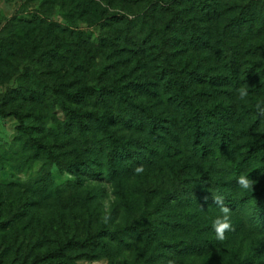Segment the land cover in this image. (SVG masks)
<instances>
[{
	"label": "rangeland",
	"instance_id": "rangeland-1",
	"mask_svg": "<svg viewBox=\"0 0 264 264\" xmlns=\"http://www.w3.org/2000/svg\"><path fill=\"white\" fill-rule=\"evenodd\" d=\"M149 6L150 0H0V264H264V116L256 108L264 105V34L252 40L259 43L255 54L241 49L234 72L200 54L202 71L224 76L192 83L200 104L216 109L212 123L229 130L224 142L210 128L181 131L182 114L164 95L130 90L168 128L180 124L178 133L126 128L117 98L63 97L65 107L55 100L54 88L107 82L99 72L107 52L98 39L118 25L114 14L134 34L143 20L147 33ZM243 85L249 95L240 100ZM88 167L93 176L84 174ZM241 175L257 181L253 192L238 186ZM213 196L231 209L233 230L223 242L212 228L222 215Z\"/></svg>",
	"mask_w": 264,
	"mask_h": 264
},
{
	"label": "trees",
	"instance_id": "trees-1",
	"mask_svg": "<svg viewBox=\"0 0 264 264\" xmlns=\"http://www.w3.org/2000/svg\"><path fill=\"white\" fill-rule=\"evenodd\" d=\"M159 1L160 3L150 0V6L145 11L150 21L147 25L149 30L144 34L141 33L143 20L137 34H134V27L129 25L124 16H112L114 18L111 21L118 25L112 32L105 33L98 39L100 51L107 52L104 53L103 65L99 71L107 82L97 79L94 84L84 85L75 91L54 88L55 100L65 107L63 97L75 100L78 97H84L85 100L92 97L94 100L117 98L116 113H121L118 120L126 128L147 133H178L180 124L173 129L168 128L160 113L132 100L130 90L134 88L156 98H163L164 95L169 106L182 114L185 126L181 131L197 135L213 130V133H221L220 141L229 140L224 134L230 133L229 130L221 124L212 123L216 109L200 104L192 83L194 80L212 82L213 78H224L223 75L211 77L207 70L202 71L200 54H204V57L216 56L222 66L234 72L238 65V55L242 56L241 49L248 55L257 52L259 43L252 40H257L264 34V2L260 4L258 0L256 4L250 5L243 4L242 0ZM60 32L72 36L68 29L64 28ZM233 36L240 41L230 46L227 41ZM93 47L92 43L86 47V63L89 66L92 64L91 67L94 60L91 55ZM195 53L197 57L194 56ZM146 65L151 66L149 70H146ZM125 66L129 67L122 69ZM110 72H113L112 76L107 77ZM230 75L233 78L231 82L238 80L236 73ZM67 109L74 117L81 116L73 108ZM87 113L104 121L94 111L85 112ZM12 114L13 112H7L4 116ZM105 133L109 131L105 129ZM83 172L87 176H93L91 169Z\"/></svg>",
	"mask_w": 264,
	"mask_h": 264
},
{
	"label": "clouds",
	"instance_id": "clouds-1",
	"mask_svg": "<svg viewBox=\"0 0 264 264\" xmlns=\"http://www.w3.org/2000/svg\"><path fill=\"white\" fill-rule=\"evenodd\" d=\"M238 98L240 100H245L248 93V86L243 85L237 89ZM257 111L261 116H264V105L257 104ZM142 169H137L141 171ZM236 183L238 186L245 191H254V185L257 183L256 180L251 179L249 176L241 175L238 177ZM214 204L219 208L222 215L217 216L212 223V228L215 232L216 239L223 242L227 239L226 233L233 230V225L231 223V209L224 203V200L220 196H213Z\"/></svg>",
	"mask_w": 264,
	"mask_h": 264
}]
</instances>
